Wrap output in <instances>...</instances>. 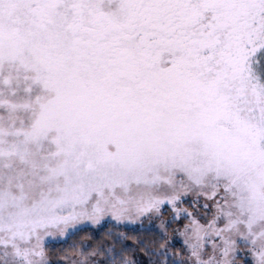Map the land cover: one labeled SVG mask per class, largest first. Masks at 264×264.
<instances>
[{
	"label": "snow or ice",
	"instance_id": "obj_1",
	"mask_svg": "<svg viewBox=\"0 0 264 264\" xmlns=\"http://www.w3.org/2000/svg\"><path fill=\"white\" fill-rule=\"evenodd\" d=\"M0 264H264V0H0Z\"/></svg>",
	"mask_w": 264,
	"mask_h": 264
},
{
	"label": "trees",
	"instance_id": "obj_2",
	"mask_svg": "<svg viewBox=\"0 0 264 264\" xmlns=\"http://www.w3.org/2000/svg\"><path fill=\"white\" fill-rule=\"evenodd\" d=\"M111 225H108L106 228L101 229L98 234L95 237H89V239H92V242L95 244L96 242L106 239L108 238L106 233H107V229L110 228ZM119 231L122 232H128L129 235V239L131 240L133 237H140V238H146V237H151L152 235H154L153 233H146L143 231L140 232H134L131 231L130 228H120ZM81 238H84V234L82 233L80 237H77L76 239L79 240ZM72 241L68 242V245H64L63 247L69 252V254H72V249L69 247V245H71ZM58 248L60 247V245L57 246Z\"/></svg>",
	"mask_w": 264,
	"mask_h": 264
},
{
	"label": "rangeland",
	"instance_id": "obj_3",
	"mask_svg": "<svg viewBox=\"0 0 264 264\" xmlns=\"http://www.w3.org/2000/svg\"><path fill=\"white\" fill-rule=\"evenodd\" d=\"M121 228H123V227H121Z\"/></svg>",
	"mask_w": 264,
	"mask_h": 264
}]
</instances>
